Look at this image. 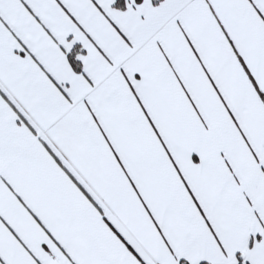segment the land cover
<instances>
[{
    "label": "snow or ice",
    "instance_id": "1",
    "mask_svg": "<svg viewBox=\"0 0 264 264\" xmlns=\"http://www.w3.org/2000/svg\"><path fill=\"white\" fill-rule=\"evenodd\" d=\"M0 264H264V0H0Z\"/></svg>",
    "mask_w": 264,
    "mask_h": 264
}]
</instances>
